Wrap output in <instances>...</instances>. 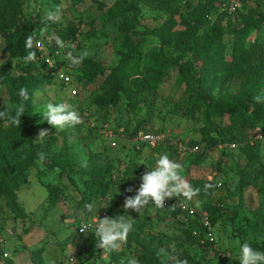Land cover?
Wrapping results in <instances>:
<instances>
[{
  "label": "rangeland",
  "instance_id": "1",
  "mask_svg": "<svg viewBox=\"0 0 264 264\" xmlns=\"http://www.w3.org/2000/svg\"><path fill=\"white\" fill-rule=\"evenodd\" d=\"M120 1L83 0L74 4L71 0H22L20 25L27 24L45 46L51 40L50 52H57L56 60L70 73L72 82L68 87L39 71L23 75L15 68L16 60L9 59L0 37V67H8L16 79L14 86L28 82L36 85L31 101L32 120L38 131L33 143L41 144L47 153H62L70 162L65 171L59 169L58 173L44 165L41 167L39 161L22 169L16 178L15 172H10L11 198L8 201L0 196V264H69L67 257L76 249L79 252L75 255V264H100V260L105 263L108 256L119 259L103 251L99 256L100 249L96 246H91V251L90 247L83 250L85 239L76 235L77 227L82 221L96 217L95 211H86L88 204L94 208L104 206L99 210L110 218L130 216L133 225L144 228L138 243L129 248L123 245L115 251L122 255L119 264H127L130 257L137 259L144 249L153 253L157 264H174L157 255L161 248L186 260L187 264H239L242 243L264 245V228L252 231L246 225L258 213L264 218V181L259 175L264 166V23L261 29L243 32L241 14L247 13L245 9L238 15L236 24L226 28L227 34L220 45L201 52L190 47L194 43L192 39L180 44L177 40L186 31V22L193 25L195 15L186 5L202 9L213 0H182V5L172 12L136 6L132 2L138 10L135 19L130 21V15L114 12L106 20L104 13L116 9ZM57 6L61 9V19L47 20V14ZM249 7L255 15H264V0H256ZM215 17L212 13L209 22ZM200 23L197 35L209 26L204 20ZM68 24L77 27V32L74 39L63 42V48L57 44L58 38L54 39L55 34H45L46 25L49 31L55 32ZM154 29H159L167 38L165 43L149 34ZM236 49H244V53L235 56L232 53ZM68 51L74 56L86 53L83 61L97 64L104 70L103 74L94 78L83 76L82 64L72 66L65 58ZM161 55L178 64H191L204 70L203 79L209 85L207 96L215 108L214 114L208 115L209 124L216 129L212 137L220 141L218 131L228 129L231 132L227 138L233 139L235 149H230V144H221L206 152L201 165L192 166L167 146L156 149L132 143L130 135L137 127L142 132L163 131L181 143L201 140L199 130L205 120L194 109V93L178 79L176 68H168L163 74L154 67L153 62ZM121 63L136 74L149 75L157 85L137 90L123 85L116 103L108 104L103 98L105 82L113 83ZM71 89L76 90V96L70 95ZM255 97L260 98L259 102ZM61 102L74 105L82 122L74 128L55 132L40 114L46 104ZM17 105L14 97L1 86L0 111L7 115L0 118V129L14 137L15 142L13 145L0 143V171L3 163L9 167L28 154L22 123L17 128L8 122V116L15 115ZM42 129H47L49 135L37 138ZM109 133L115 136L114 146L106 140ZM165 153L182 165L181 175L188 182L214 183L208 198L193 196L185 200L181 197L199 213L209 214L208 206L219 210L218 214H210L211 241L205 235L199 236L187 214L178 209L177 198L167 200L163 210L149 205L141 214L125 211V197L135 195L142 175L154 169L158 158ZM135 168L140 170V175L134 173ZM106 169H109L107 173ZM91 170L105 174L112 184L106 196L87 203L83 200V191L90 178L86 171ZM247 178L254 180V184L248 183ZM47 186L53 190V198L49 197ZM128 188L133 191L127 192Z\"/></svg>",
  "mask_w": 264,
  "mask_h": 264
},
{
  "label": "trees",
  "instance_id": "2",
  "mask_svg": "<svg viewBox=\"0 0 264 264\" xmlns=\"http://www.w3.org/2000/svg\"><path fill=\"white\" fill-rule=\"evenodd\" d=\"M74 4H79L83 0H71ZM219 0H213L209 4L205 5L202 9L194 8L191 4H187L186 7L191 9L193 14L191 25L190 22H186V31L182 33L177 40V43H186L189 40H193V45L190 47L197 48V50L204 52L210 50L216 44L220 45L224 36L227 34L226 28L232 27L238 21V15L245 9H247L246 14H241L242 21L244 22L243 32H251L258 29H261L262 24L264 23V15H255L254 11L250 8L249 5H245L242 9L234 16V19L227 17L226 14L219 12L218 7ZM256 0H251V3H254ZM137 5H141L143 7L149 8H157L159 10L172 12L175 7H180L182 5V0H121L119 6L116 9L107 10L104 15L105 19H110L114 12L118 14H126L130 15V21L135 19L138 16V10L134 7L133 3ZM214 13L216 17L209 22L210 15ZM22 15V0H0V37L3 39L5 44L6 52L8 53L10 60H16L15 68H17L23 75L29 76L35 71H39L43 76L48 78H54L51 76L44 66L43 63L37 61L25 62V57L28 55L29 51H35L34 42L42 40L40 38H36V35L32 33V30L27 27V24L20 25V21L18 20V16ZM206 21L209 26L207 30L197 35V30L200 28V21ZM208 20V21H207ZM47 28L45 34H55L54 38L60 39L62 42H68L75 38V34L77 32V27L74 25L68 24L67 27L59 28L55 32H51L48 30V25L45 26ZM149 34L155 35L160 38L162 44L167 41V38L159 31V29H154L149 32ZM29 37L31 40L29 41ZM241 47V46H240ZM58 47L55 45V49ZM36 53V52H35ZM244 53V49H236L234 51L235 56H239ZM161 54V53H160ZM155 68L160 70L161 72L166 73V69L168 68H176L179 72L178 79L184 83L188 88H191L194 93V99L192 103L194 104V109L201 113L203 116V120H205V125L200 128L201 140L199 142H192L188 144L189 146H198L201 151L198 154L188 156L183 159L188 161L192 166H199L204 161V156L207 151L219 147L221 144H234L233 139L227 138L228 134L231 131L228 129L219 130L218 133L221 135V140L219 141L217 137H212V134L216 129L208 122V115H213L215 108L210 103V99L207 96L209 92V85L206 81H204V70L201 67H197L191 64H178L176 60H171L166 58L164 55H161V58L155 60L153 62ZM126 66L121 63L118 66V72L116 75V79L113 83L105 82V89L103 92V98L105 102L108 104L116 103L118 99V92L123 87V85L128 84L129 87L135 88L136 90L140 87L143 88H154L156 87V83L149 75H145L143 73L136 74L130 69L125 68ZM82 72L83 76L94 78L98 75H102L104 70L99 67L97 64L90 63L87 61L82 62ZM119 74V75H118ZM16 79L11 76L10 71L7 66L1 65L0 67V87H4L6 92L14 97L17 104L21 103V98L19 96V90L22 87H26L28 89L29 100L25 102L26 111L24 115L21 117V123L25 129V141L27 146V156L22 159L20 162L15 163L14 165L7 166L6 163H3V169L0 171V196L6 197L7 200H10V195L8 193V188L11 187V183H9L10 172L14 171V178H16L22 172V169L27 168L35 164V161H38V153L45 154V160L43 161V165L50 170L60 169L61 171H65L67 167L70 166L69 160L65 158L62 153H47L48 151H43L41 144L33 143L34 137L37 135L38 127L32 120L33 116V105H32V94L36 85L33 82H28L22 86L15 87ZM142 132V129L137 127V129L131 133L130 137H135L138 133ZM147 132V131H146ZM163 132V131H158ZM15 142L14 137L9 135V133L4 132L0 129V143L4 145H13ZM200 144L203 146L201 147ZM161 147V146H160ZM157 147L156 149H158ZM170 149L176 156L179 155L175 152V150L171 147H167ZM252 150V149H251ZM109 169H106L107 173ZM89 173V179L86 180V187L83 191V200L87 203L96 202L97 200L106 196L111 187V179H107L105 174H99L94 170L86 171ZM134 173L140 175L141 172L137 168L134 169ZM262 177V181H264V166L260 168V174ZM248 183L254 184V180L251 178H247ZM193 185V187H199L202 191L194 196L197 198H208L212 193L215 185L212 182L202 181V180H191L189 182ZM206 184L212 185L207 191H204V186ZM47 190L49 191V197L53 198V190L49 186H47ZM12 210H14V205L10 206ZM206 211L209 212L208 216L210 217L212 223V217L210 214H218L219 210L214 207H206ZM201 213V212H200ZM199 212L196 213L195 216L190 217L187 215L188 219L194 225L198 232L199 236L204 235V231L199 224ZM204 213V212H203ZM19 214H17L18 216ZM21 219L23 216H19ZM247 228L254 231L257 228H264V218L261 214H256L253 220L247 221ZM144 233V228L133 225V231L129 234L127 243L124 245L125 248L131 247L133 243H138L139 238ZM77 234V233H76ZM85 242V246H83V250H86L87 247L89 251H91V246H96L97 238L94 233L89 234L84 237H79ZM252 247L257 250L264 251L263 244L249 243ZM102 252V249L98 252V255ZM108 256V254H106ZM110 255L118 257L119 259L122 257L120 254H116V252L110 253ZM100 256V255H99ZM111 257V256H110ZM108 256V260L105 261L107 264H119V259L110 258ZM102 259V258H100ZM139 264H157L154 255L151 251L144 249L139 256L137 257ZM80 261V260H79ZM100 264H105L104 261L100 260ZM82 264V263H80Z\"/></svg>",
  "mask_w": 264,
  "mask_h": 264
},
{
  "label": "clouds",
  "instance_id": "3",
  "mask_svg": "<svg viewBox=\"0 0 264 264\" xmlns=\"http://www.w3.org/2000/svg\"><path fill=\"white\" fill-rule=\"evenodd\" d=\"M46 19L49 21L57 22L61 19V9L57 6L54 10L50 11ZM31 37H29V41ZM57 44L63 48L65 44L57 39ZM86 53H81L78 56H74L71 51L66 54V59L72 66H79L85 59ZM36 59L35 51H29L25 57V62H31ZM19 96L21 103L15 108V115L8 116V122L19 128L21 124V117L26 111L25 102L29 100L28 89L22 87L19 90ZM259 102L260 98H254ZM7 115L6 112L0 111V118ZM43 120L47 122L55 132H62L66 128H74L79 125L82 120L79 112L75 106L69 103L61 102L58 104L48 103L44 106L43 112L40 114ZM47 129H42L37 138L48 136ZM38 161L43 167V161L45 160L44 153H38ZM182 165L172 160L167 153L161 155L156 161L154 169L146 171L141 177V183L136 190L135 195L125 197L123 207L125 211L132 210L138 214H141L149 205H154L156 209H165V202L172 198L183 197L185 200H191L193 196L198 195L202 189L199 187H193L182 175ZM57 173L59 169L55 170ZM212 185L206 184L204 191L211 188ZM127 192H132V188L126 189ZM99 208H94L92 204L86 206V211L89 213L96 212L97 223L92 226L87 223L83 224L80 228L81 233L87 234L93 232L97 238L96 247L102 249L103 253L110 254L119 250L123 245L127 243L129 234L133 231L134 220L125 215L110 218L104 216L103 218H97ZM94 227V231L91 230ZM240 259L239 264H264V251H260L252 247L248 242H244L239 248ZM158 256H164L167 259L174 262V264H187L186 260H180L177 256L168 253L164 248H161L157 252ZM127 264H139L135 257H130Z\"/></svg>",
  "mask_w": 264,
  "mask_h": 264
},
{
  "label": "built area",
  "instance_id": "4",
  "mask_svg": "<svg viewBox=\"0 0 264 264\" xmlns=\"http://www.w3.org/2000/svg\"><path fill=\"white\" fill-rule=\"evenodd\" d=\"M251 0H219L218 1V7L219 12L226 14L227 17L234 19V16L242 9L245 5H250ZM55 39V38H54ZM34 49L36 52V59L35 61L43 63L44 66L47 68L49 74L53 76L62 86L68 87L72 79L70 77V73L67 71L65 66H63L61 63H59L56 60L57 52H50L51 46V40L48 41V46H45L43 41H36L34 42ZM55 48V46H54ZM58 49V48H57ZM55 49V50H57ZM77 92L75 89L70 90L71 96H76ZM106 140L110 143L111 146H114L115 136L109 133L106 136ZM132 143L136 145L137 147L145 146L148 148H157L160 146H167L171 147L175 150V152L179 155L180 158L185 159L188 156H192L195 154L200 153L201 149L198 146H189L187 143H181L177 141H173L170 139L169 135H167L165 132H140L135 137L132 138ZM230 149H235V144L228 145ZM176 205L179 210L182 212H185L188 216L193 217L198 213L197 211H194L191 209L186 201H184L183 198L179 197L176 199ZM106 216V214L103 212V210H99L97 214V218H103ZM199 224L202 227L204 231V235L206 239L212 240V223L210 220V217L206 213H200L199 214ZM89 224L94 226L97 223L96 217L89 220V221H82L76 230V235L78 237H84L89 234H93V232H88L87 234L81 233L80 228L83 224ZM94 231V227L91 229ZM78 249L71 252L68 257L67 261L69 264H75L76 263V253H78ZM7 255L4 254V257Z\"/></svg>",
  "mask_w": 264,
  "mask_h": 264
}]
</instances>
